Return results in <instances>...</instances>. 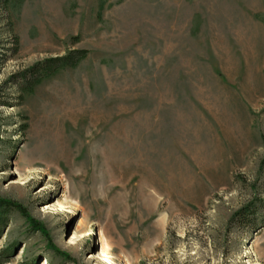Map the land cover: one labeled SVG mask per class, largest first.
Masks as SVG:
<instances>
[{"label": "rangeland", "instance_id": "rangeland-1", "mask_svg": "<svg viewBox=\"0 0 264 264\" xmlns=\"http://www.w3.org/2000/svg\"><path fill=\"white\" fill-rule=\"evenodd\" d=\"M0 95V264H264V0H10Z\"/></svg>", "mask_w": 264, "mask_h": 264}, {"label": "trees", "instance_id": "trees-1", "mask_svg": "<svg viewBox=\"0 0 264 264\" xmlns=\"http://www.w3.org/2000/svg\"><path fill=\"white\" fill-rule=\"evenodd\" d=\"M9 5L10 0H0V12L6 11ZM85 56V51H72L65 56L45 59L36 63L34 66L25 71L20 77L22 84L25 83V88H23V90L30 92L35 86L42 83V81L55 76L59 71L75 68L79 62L85 58ZM4 105L5 104L1 101L0 95V107ZM14 210L19 212L22 211L21 207L15 202L0 199V234L2 229L8 224V214ZM241 213L242 211L238 212L237 214ZM13 249L14 245H9L4 252L12 254Z\"/></svg>", "mask_w": 264, "mask_h": 264}, {"label": "bare ground", "instance_id": "bare-ground-1", "mask_svg": "<svg viewBox=\"0 0 264 264\" xmlns=\"http://www.w3.org/2000/svg\"><path fill=\"white\" fill-rule=\"evenodd\" d=\"M102 250H103V248H102ZM110 252V251H109ZM107 253V252H106ZM107 257V256H106ZM110 260V259H109ZM110 262V261H109ZM43 264H47L46 262H44Z\"/></svg>", "mask_w": 264, "mask_h": 264}]
</instances>
